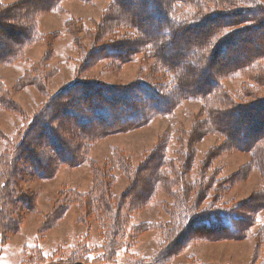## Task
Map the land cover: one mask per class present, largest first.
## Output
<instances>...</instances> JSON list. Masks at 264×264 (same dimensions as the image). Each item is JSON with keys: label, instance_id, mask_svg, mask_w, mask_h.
Listing matches in <instances>:
<instances>
[{"label": "rangeland", "instance_id": "rangeland-1", "mask_svg": "<svg viewBox=\"0 0 264 264\" xmlns=\"http://www.w3.org/2000/svg\"><path fill=\"white\" fill-rule=\"evenodd\" d=\"M33 1L0 0V8L20 4L15 8L21 18L35 20L39 35L48 34L24 49L18 65H0V102L8 107H0V164L7 161L0 167V264H264V201L259 200L264 195V143L257 149L261 172L253 151L233 148L216 131L215 107L220 103L216 98L186 95L166 114H155L119 132L96 129L90 132L92 138L80 135L78 142L71 132L72 118L64 120L66 116L58 112L59 119L54 116L51 124L67 142L80 144L78 161L69 167L56 165L52 158L47 176L42 177L34 161L23 159L25 141L37 148V160L54 154L55 147L42 148L43 139L33 142L30 130L58 91L77 82L123 87L147 82L165 93L172 80L149 51L148 42H140L141 31L131 27L133 4L117 13L111 0H65L36 17ZM183 2L174 3L173 13L192 19L186 25L191 30L177 42L164 35L161 48L169 42L175 54L179 49L186 52L190 43L208 36L204 49L215 54L213 74L264 51V38L258 37L264 36V27L254 30L248 42H237L242 40L238 32L251 23L236 24L244 17L222 16L225 8L233 9L232 0ZM198 10L207 18L194 20ZM154 11L160 16L154 17ZM213 12H218L217 23L211 19L197 26ZM146 13L151 22L143 23L144 28L158 30L161 12L148 6ZM224 36L231 37L230 51L218 44ZM120 41L129 43L122 61L100 58L105 46L118 48ZM7 44L11 46L10 41ZM27 55L30 59L22 62ZM261 63L264 72V59ZM253 74L236 72L221 83L242 103L264 99V86L256 88L255 99L243 93ZM28 76L33 82L23 86ZM197 77L200 83L209 82L204 75ZM81 92L79 87L72 89L61 104H71V98L77 104ZM236 119H240L235 129L239 138L251 137L264 128V107ZM159 154L161 160L152 163ZM189 211L193 219L185 217ZM238 219L243 221L241 233L215 228L232 223L236 228ZM206 223L212 228H205Z\"/></svg>", "mask_w": 264, "mask_h": 264}, {"label": "trees", "instance_id": "trees-1", "mask_svg": "<svg viewBox=\"0 0 264 264\" xmlns=\"http://www.w3.org/2000/svg\"><path fill=\"white\" fill-rule=\"evenodd\" d=\"M63 1L65 0H35L30 6L35 9L33 13L37 17V13L53 11V9H57L59 4ZM81 1H85V3H91L94 0ZM111 1L113 2L115 12L117 13L123 12L124 7H129L133 4L136 12L130 13V25L131 27H135L141 31L142 35L144 36V40L141 39L140 42H148L146 46L150 48L149 51H151L154 57L158 60L163 70H166L168 74L172 75V80L170 81L171 89L163 93L147 82H139L124 87L109 85L104 86L99 82H77L69 86L70 88L66 87L51 97L50 104L46 108L47 110L45 109L42 114L39 113L41 115L38 117L37 121L30 130V132H34L33 137L35 136V139H33V142L37 141L39 143L43 139L44 141L41 144L42 148L51 145L52 147H55L53 150L54 154H51L52 157L44 154L45 156L43 155V157L37 160L35 158L39 154L37 148H34L33 143L32 145H26L25 141L21 147L23 159H26L27 163L34 161L37 170L36 172H42L39 174L42 177L47 176L46 170L50 168L52 164V158L56 159V165L65 164L69 167L74 165V160L78 161V151L80 144L76 146V144L67 142L56 131H54V129H57L56 126H52L51 124V122L54 120V116L55 119H59L60 115L63 114L66 116L63 118L64 120L70 119L69 117L72 118L71 123H73V127H71V132L76 135L74 140L78 142L80 135L86 137V139L92 138L90 134L96 132V129L97 131L109 133L113 131L119 132L123 129H131L134 127L132 125L142 124L155 114L168 113L174 103L181 100L183 96L197 94L201 98L208 96L210 98H216L215 100H217V102L220 100L218 106H213L216 108L215 114L218 115L214 121V123H216V131L225 135L228 139V143L232 145L233 148L245 152L253 151L252 159L254 161L255 167H257L262 172V157L259 156L257 149L259 150L260 146L264 143V128L261 129L257 134L252 135L251 137L247 136L246 138H239V135H237V131H235V129L237 130V123L240 121V119H236L237 117L240 118L243 115H248L253 110L258 108L263 109L264 107V99H255V96L257 95L256 88L264 86V72L260 71L262 68L261 60L264 59V51L261 50L260 52L254 54L251 53L252 55H249L245 61L235 65H230V68L232 69L221 70L219 68V70L213 74L210 73V70L215 65V54L212 53V50L209 51L204 49V44H206L210 39L208 36L205 38L200 37L198 43H193V46L190 43L188 49L186 50L187 54L186 52H182V50L180 51V49L178 50V53L175 54L177 51L173 52L172 49L168 48L170 47L169 42H165L162 48L160 46V43L164 41V35L165 37H173L175 42H177L180 40L178 38L183 34V32H188V30H191V28L186 29V25L189 22H192V19L187 21L182 16H176L173 13L174 3L179 2L184 4L185 2H183V0H156L148 2L147 0H139L138 2L132 0ZM232 3H234L232 5L233 9L230 10L225 8L226 10H224L222 16H226L228 18L244 17L236 24L251 23L249 26L242 28L243 30L238 32V34L242 35V40L238 38L237 42L240 41L243 44L246 38L250 39L251 37L255 36L254 30H260L259 28L264 27V4L261 0H232ZM123 4H125V6H123ZM16 5L20 4L17 3L0 8V65L13 64L19 59L21 60L24 49L37 42L39 39H42L44 36H41V34L39 35L40 32L37 31L35 20H30L27 17L24 19L21 18V11L15 8ZM145 6H150L151 9L157 10L159 13L161 12L162 21L160 20L161 23L158 27V30L154 26L149 27V29L144 28L143 23L151 22L149 21V15L146 13L147 7L145 8ZM226 7H228V5ZM152 14L156 18L157 16H160L158 13L155 14V11ZM197 14H199V10L197 11ZM216 14H218V12H213L212 16L205 20L206 22L202 21L201 24H198L197 26L203 27L205 23L211 19L216 22L214 18L219 17V15ZM201 15L202 14L197 15L194 20L200 21L207 18H202L200 17ZM2 19L5 21L2 22ZM161 28L165 29L164 33H162L163 31ZM190 34L189 38L191 37ZM231 34L232 33H229V35ZM258 37L264 38L262 34H258ZM229 38L231 37L224 36L218 43L219 46L223 48V51L232 50V47L230 48L228 45L229 43L227 42ZM7 41H10L11 46L7 44ZM237 42L235 40V44H237ZM128 44V42L120 41L118 48L116 45L105 46L104 49L106 51H104V54H100V58L103 59L111 56L112 58L122 61V56H125L127 53L126 50ZM240 46L245 52L248 50V48L244 47L243 45ZM261 48L264 49V44L261 46ZM99 49L100 52H103L101 51V48ZM192 53L193 56H191ZM189 58L191 60H189ZM219 64L224 66L229 65L230 63L225 64L221 62ZM244 71L255 72V74L250 77L252 86H246L243 92L245 93L246 97H253L255 99L253 102L242 103L241 100H238L233 95L228 93L221 83L223 78H225L227 75H231L236 72L242 73ZM175 73L177 75H175ZM199 74L206 76V79H208L209 82L204 79L203 82L200 83L199 77H197ZM26 79L27 80L25 82L22 81L21 83L23 86L29 82H33V78L29 79V76ZM78 87L82 89L80 96L83 98H78V101L80 102L76 104L74 103V98H71V104L63 106L61 104V100L66 97L70 91H72V89H77ZM0 95H2V91L0 92ZM2 105L3 104L0 102V107H2ZM52 105H54L55 111L52 110ZM58 112L61 113L57 116ZM229 116L234 117L232 119L229 118ZM219 124L221 127H223L222 129L220 128ZM245 125L246 129L251 128L249 127V124ZM253 126L254 125H252V127ZM229 130L231 133L233 132V134H231ZM25 137H27V135ZM161 155L162 154H159L156 159H153L152 163L156 162L157 160H161V158H159ZM5 160L3 164H0V167H4V163H7ZM24 164L26 166V163ZM140 191L144 192V196L148 194L143 189H140ZM261 198L263 199L262 201H264V195H262L259 200H261ZM262 201L261 205L264 203H262ZM192 215L193 214L186 215L185 217L190 216V218L193 219L194 217ZM241 222H243L242 219L237 220L236 228L233 223L232 226L215 225V228H217V230L226 229L231 233H234L235 231H239V233H241L242 229L239 226V223ZM203 225L205 228H212V226L208 225L207 223ZM169 250L170 249H168V251ZM155 264H160V262L158 263L157 261Z\"/></svg>", "mask_w": 264, "mask_h": 264}, {"label": "crops", "instance_id": "crops-1", "mask_svg": "<svg viewBox=\"0 0 264 264\" xmlns=\"http://www.w3.org/2000/svg\"><path fill=\"white\" fill-rule=\"evenodd\" d=\"M4 3H8V2H4ZM39 24H41V22L39 23ZM40 31H41V28H40ZM41 33H42V31H41ZM44 35H48L47 33H43ZM45 47V49H44V51L47 49V45H45L44 46ZM28 55H29V53H28ZM26 56V59L25 60H22V62H24V61H27V60H29L30 59V57L29 56ZM14 65H18L17 63H15ZM1 67V66H0ZM5 77H6V75H5ZM15 98V97H14Z\"/></svg>", "mask_w": 264, "mask_h": 264}]
</instances>
